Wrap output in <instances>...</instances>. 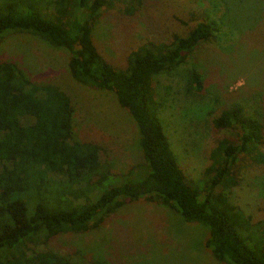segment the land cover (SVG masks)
<instances>
[{
	"label": "trees",
	"instance_id": "16d2710c",
	"mask_svg": "<svg viewBox=\"0 0 264 264\" xmlns=\"http://www.w3.org/2000/svg\"><path fill=\"white\" fill-rule=\"evenodd\" d=\"M250 1L264 8V0ZM243 3L199 0L184 17V29L187 21L195 22L190 30L139 42L127 49L119 67L98 50L95 27L118 14L142 15L147 0H0V46L25 37L67 53V70L76 84L111 94L128 112L141 159L126 173L112 171L102 162L100 147L75 138L77 111L68 94L35 83L20 64L1 59L0 264H117L102 256L88 260L61 253L56 244L63 237L100 232L110 218L140 200L162 207L200 233L214 261L264 264V177L249 183L243 176L264 171L263 109L254 115L242 107L248 100L225 96L231 105L213 116L211 104L220 99L216 95L174 116L182 130L201 142L209 138V127L221 134L214 135L201 178L189 181L171 149L169 120L163 116L175 100L169 103L155 88L158 78L177 81L181 95L197 104L215 84L217 64L207 47L217 40L229 43L230 36L234 42L228 48L237 47L238 55L232 56L239 60L236 70L264 96V76L259 78L243 58L239 28L229 20ZM252 5L248 9L254 12ZM259 11L254 33L258 26L264 28V12ZM222 64L216 66L218 79L228 72ZM249 98L258 101L260 95ZM243 184L248 188L244 193ZM233 193L241 195L231 199ZM146 257L141 256V264L158 261Z\"/></svg>",
	"mask_w": 264,
	"mask_h": 264
},
{
	"label": "rangeland",
	"instance_id": "374dc122",
	"mask_svg": "<svg viewBox=\"0 0 264 264\" xmlns=\"http://www.w3.org/2000/svg\"><path fill=\"white\" fill-rule=\"evenodd\" d=\"M147 1L142 15L127 18L118 14L116 19L106 18L96 25L94 41L110 63L122 67L128 48L137 46L141 41L157 38L155 35L168 38L173 33H184L195 25V22L187 21L184 29L183 23L186 21L184 17L197 8L199 0ZM252 2L244 0L239 12L234 10L229 20L236 25L235 28H239L240 35L237 38L240 37L244 50L243 58L257 70L259 78H263L264 28L258 26V32L254 33L252 25L256 20L255 15L261 13L259 10L264 12V8ZM250 4H253L254 12L248 9ZM233 5L238 7L235 1ZM226 38L229 43H220L217 40L207 49L211 59L218 66L224 62L220 68L228 72L218 79L217 65H214L212 79L215 84L210 83L208 92L201 96L203 99L196 100L197 104L189 103L181 95L177 81L172 82L165 78H158L156 81L155 88L162 94V98L165 97L169 103L175 100L172 102L171 113L167 111L163 116L165 120H169V125L166 121V126L167 137L172 143L171 149L189 181L201 178L207 166L205 157L207 158L212 146L214 135L220 137L221 134L211 131L209 127L205 130V135L209 138L201 142V139H195L188 129L182 130V127L176 124L174 116L180 115L187 108L199 105L200 102L215 100L216 95H219L220 99L211 104L215 109L213 116L231 105L224 101L225 96L236 97L234 100L239 102L241 99L248 100L249 103L242 107L254 115L258 114L261 108L264 113V96L260 88H256L255 84L246 85V79L236 70L239 60L234 61L232 57L238 55L237 47L228 48L234 41L230 36ZM1 59H11L20 64L35 83L55 85L68 94L77 111L75 138L80 142L100 147L102 162L110 165L112 171L123 174L141 162L136 148L138 133L128 112L116 104L111 94L76 84L67 70V53L61 49L48 48L38 40L15 37L1 44ZM243 87L244 91H240ZM254 93L259 94L260 98L253 102L249 97ZM243 176L247 182L255 183L258 178L264 177V171L258 170ZM246 189L247 186L243 184V193ZM236 195L241 194L233 193L230 198L234 199ZM245 198L248 200L251 196L245 195ZM202 240L200 233L196 230L190 231L187 226L185 228L180 219L167 214L162 207L140 200L124 207L110 218L100 232L86 234L85 237L77 235L72 239L63 237L56 246L61 253H77L88 260L102 256L117 264H130L136 259L138 262L135 264H141V256H147L150 260L155 258L158 260L156 264H220L203 248Z\"/></svg>",
	"mask_w": 264,
	"mask_h": 264
}]
</instances>
